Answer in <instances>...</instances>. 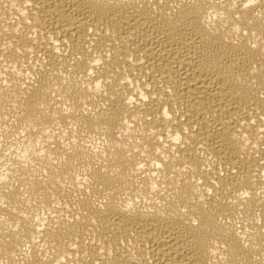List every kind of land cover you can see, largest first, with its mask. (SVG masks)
<instances>
[{
  "label": "bare ground",
  "instance_id": "1",
  "mask_svg": "<svg viewBox=\"0 0 264 264\" xmlns=\"http://www.w3.org/2000/svg\"><path fill=\"white\" fill-rule=\"evenodd\" d=\"M0 264H264V0H0Z\"/></svg>",
  "mask_w": 264,
  "mask_h": 264
}]
</instances>
